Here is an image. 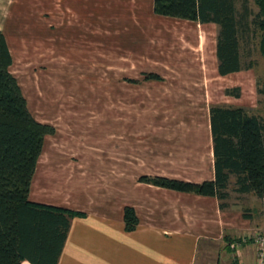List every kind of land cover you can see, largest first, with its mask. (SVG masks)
Instances as JSON below:
<instances>
[{"label": "crops", "instance_id": "crops-1", "mask_svg": "<svg viewBox=\"0 0 264 264\" xmlns=\"http://www.w3.org/2000/svg\"><path fill=\"white\" fill-rule=\"evenodd\" d=\"M66 6L73 11L75 7L84 9L82 23L100 25L96 46L102 43L107 25L115 23L114 36L119 39L118 44L114 41L115 47L125 45L135 56L144 53L143 47L159 48L158 59L169 63L162 70L184 72L178 82H186V88L191 86L193 90L180 93L174 87L177 81L171 82L163 96L171 99H164V103L186 104L185 111L178 108L162 114L155 124L132 130L134 137L129 151L122 145V139L112 143L99 138L101 134L74 127L67 134L66 129L45 137L30 199L86 213L72 219L57 264H232L235 258L240 264H257L256 245L240 243L249 232L261 227L255 224L251 212L245 216L243 209H221L215 196L139 181L142 175L192 182L215 179L210 107L202 108V105L208 104L218 91L219 77H237L244 71L225 76L218 72L217 37L213 52L209 53L203 32V27L217 25L158 15L154 0H66ZM10 8V0H0V30L6 35L14 58L5 32ZM88 28L84 27V31ZM211 54L215 76L207 74ZM159 69L156 65L145 66L141 70L142 79L135 75L128 80L133 85L159 84L164 80L145 78L149 72L166 77ZM192 78L195 80H189ZM200 84L204 91L198 90ZM235 84L243 87L240 82ZM61 116L68 120L73 117L67 113ZM92 135L97 138H90ZM139 169L143 171L138 172ZM126 206L134 207L140 220L133 231L125 229ZM21 264L32 263L24 260Z\"/></svg>", "mask_w": 264, "mask_h": 264}, {"label": "rangeland", "instance_id": "rangeland-1", "mask_svg": "<svg viewBox=\"0 0 264 264\" xmlns=\"http://www.w3.org/2000/svg\"><path fill=\"white\" fill-rule=\"evenodd\" d=\"M249 3L255 12L259 10L255 0H249ZM10 4L5 32L14 55L11 72L17 78L24 95L28 97V107L34 117L46 120L43 123L54 126L53 134L62 133L66 129L67 134L73 127L88 130L101 134L99 138H107L112 143L122 139V145L124 148L128 147L129 151L134 137L132 130L155 124L163 117L162 114L174 112L178 108L185 111L186 104L164 103V99L170 98L163 96L169 91L171 82L177 81V86L174 87H177L180 93L191 91L193 88H186V82L179 84L178 81L182 79L184 72L162 70L167 67L165 63H169L158 59L159 48L143 47L144 53L135 56L125 45L123 48L115 47L114 41L119 43V39L114 36L117 27L115 23L107 25L109 28L105 31V37L100 36L104 38L102 43L96 46L99 42L96 38L97 27L100 25L90 23L88 26L82 23L80 18L84 9L75 7L74 11L68 10L66 0H10ZM91 11L94 13L93 8ZM83 25L86 29L89 27L88 30L84 31ZM203 30L207 40L206 50L211 53L218 28L208 25L203 27ZM122 36L125 37L126 32L122 33ZM260 39L258 34L248 41L251 52L246 56L245 62L253 61L254 67L244 70L238 78L219 77L218 91L213 93L208 104H200L202 108L215 104L241 105L260 114L264 119V93L259 91L264 89V56L259 48ZM145 49H148V52H145ZM83 51L87 54H83ZM213 56L208 55L211 68L207 70V74L215 76ZM148 65L160 67L159 70L166 76L162 77L164 82L133 85L128 78L136 75L142 79L144 76L141 75V70ZM212 79L217 82L215 78ZM236 81L243 86L240 87V98L226 92L228 88L239 87L236 86ZM201 84L203 85V82ZM201 84L198 90L204 91ZM225 86L228 87L224 88ZM65 113L73 117L68 120L66 116H61ZM114 121L117 124L113 123ZM90 138L95 139L97 136L92 135ZM233 187L234 183L230 188L231 197L227 200L229 207L251 212L255 224L261 226L260 229L249 232L245 236L246 241H242L245 237L240 241L253 242L258 259L259 246L254 236L264 233V198L254 193H237ZM254 244L250 246L254 248ZM235 260L239 261L237 258ZM224 262H227L226 259Z\"/></svg>", "mask_w": 264, "mask_h": 264}, {"label": "trees", "instance_id": "trees-1", "mask_svg": "<svg viewBox=\"0 0 264 264\" xmlns=\"http://www.w3.org/2000/svg\"><path fill=\"white\" fill-rule=\"evenodd\" d=\"M154 0L158 15L218 26L216 52L218 72L225 76L254 67L245 62L249 38L260 35L264 56V0ZM13 56L0 30V264H57L72 219L86 213L66 207L34 202L30 188L45 137L55 132L51 124L38 121L30 111L22 88L11 72ZM146 79L162 80L154 72ZM264 93V89L259 90ZM240 97V87L228 88ZM215 159V179L192 182L161 175H142L139 181L172 190L215 196L220 208H229L230 188L240 194L264 198V119L242 106L210 107ZM232 178H234L232 180ZM248 216V211L244 210ZM125 229L133 231L140 220L132 206L124 209Z\"/></svg>", "mask_w": 264, "mask_h": 264}, {"label": "built area", "instance_id": "built-area-1", "mask_svg": "<svg viewBox=\"0 0 264 264\" xmlns=\"http://www.w3.org/2000/svg\"><path fill=\"white\" fill-rule=\"evenodd\" d=\"M254 239H255V242L259 246L257 264H264V233L256 234V236H254ZM246 240H247V237H245V240L243 241H246ZM233 262H234L233 264H240L239 261L235 259Z\"/></svg>", "mask_w": 264, "mask_h": 264}]
</instances>
